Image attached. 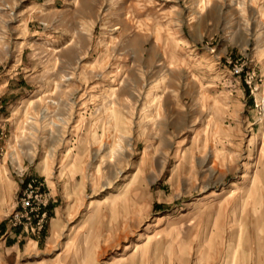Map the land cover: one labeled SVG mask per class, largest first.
Wrapping results in <instances>:
<instances>
[{"label": "rangeland", "instance_id": "374dc122", "mask_svg": "<svg viewBox=\"0 0 264 264\" xmlns=\"http://www.w3.org/2000/svg\"><path fill=\"white\" fill-rule=\"evenodd\" d=\"M3 225L0 264H264V0H0Z\"/></svg>", "mask_w": 264, "mask_h": 264}, {"label": "built area", "instance_id": "2783aa9c", "mask_svg": "<svg viewBox=\"0 0 264 264\" xmlns=\"http://www.w3.org/2000/svg\"><path fill=\"white\" fill-rule=\"evenodd\" d=\"M32 180L20 196V208L13 214V226L22 227L27 232L40 231L47 219L46 208L50 202V195L43 185Z\"/></svg>", "mask_w": 264, "mask_h": 264}, {"label": "bare ground", "instance_id": "6f19581e", "mask_svg": "<svg viewBox=\"0 0 264 264\" xmlns=\"http://www.w3.org/2000/svg\"><path fill=\"white\" fill-rule=\"evenodd\" d=\"M193 19V18H192ZM114 112V118H117V113H116V111H113ZM19 140V139H18ZM43 168V165L41 166V169ZM122 190V189H121ZM124 190V189H123ZM123 192V191H122ZM121 193V192H120ZM120 193H118V194H120ZM115 198V197H114ZM119 198V197H118ZM113 199L112 200H109L108 201V204H114L113 203ZM246 204H248L247 202H245V203H243V205L245 206ZM101 204H99V203H96L95 205H94V209L89 213V215H87V217L83 220V222H82V224H83V226H85V227H90L91 225H92V223H93V221L98 217V207L100 206ZM243 216H244V213H241ZM61 227H62V225H61V223L59 222V221H55L54 222V224H53V233H52V238L50 239V242L51 243H54L56 240H57V237H58V234H59V232H60V230H61ZM242 232H240V234H241ZM95 234H96V231H92L91 232V235H93V237L92 238H94V236H95ZM98 236V235H97ZM96 236V237H97Z\"/></svg>", "mask_w": 264, "mask_h": 264}, {"label": "crops", "instance_id": "0c3cea01", "mask_svg": "<svg viewBox=\"0 0 264 264\" xmlns=\"http://www.w3.org/2000/svg\"><path fill=\"white\" fill-rule=\"evenodd\" d=\"M57 221V220H56ZM4 232L3 236L0 237L1 248H13L11 251H16L18 244L22 239H26L25 235L20 229H13L9 226L3 225L0 232ZM11 241L8 243V241Z\"/></svg>", "mask_w": 264, "mask_h": 264}]
</instances>
